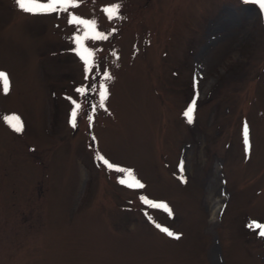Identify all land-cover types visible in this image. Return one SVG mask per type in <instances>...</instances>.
<instances>
[{
    "label": "rangeland",
    "instance_id": "374dc122",
    "mask_svg": "<svg viewBox=\"0 0 264 264\" xmlns=\"http://www.w3.org/2000/svg\"><path fill=\"white\" fill-rule=\"evenodd\" d=\"M116 3L122 18L110 19ZM73 15L107 38L92 39ZM0 71L9 78L7 91L0 84V264H264V237L249 227L264 225L256 4L79 0L31 14L0 0ZM135 180L144 187L127 186Z\"/></svg>",
    "mask_w": 264,
    "mask_h": 264
},
{
    "label": "snow or ice",
    "instance_id": "6c2138e0",
    "mask_svg": "<svg viewBox=\"0 0 264 264\" xmlns=\"http://www.w3.org/2000/svg\"><path fill=\"white\" fill-rule=\"evenodd\" d=\"M250 2L256 4L260 8V10L262 12H264V0H250ZM17 4H18L20 9H22L28 13H31V14H50L53 12L59 13L60 11H67L70 7H78L79 0H47L46 3L38 2V0H17ZM120 8H121V4L116 3V4H113L112 6H110L109 8H106L105 11L108 13L110 19L122 18V17H120ZM69 22L75 23L77 25H83L86 29H90L92 32V36H91L92 39H106L107 38V36L103 32H100L97 30V24L95 21L84 20L82 18H79V17L73 15L70 17ZM87 38H89V36H88V33L86 32L85 36L83 38H81L79 36L76 37V43L78 45H80L81 47H83L82 39H87ZM84 51L87 53V55L86 56L82 55V59H84V61H85V64L87 66V71L91 72L92 71V62H90V60L88 58L93 57L94 53L90 49H84ZM106 79H111V77L106 75ZM0 84L3 85L5 91L8 90V85H9L8 74L3 72V71H0ZM90 90L91 89H89L87 87H81V88L77 89V91L79 93L85 94V95ZM197 95H198V93H197ZM100 97H101V106H103V101L107 98V88L106 87L104 88V91H102L100 93ZM73 103H74L75 109H76L72 113L73 126H75V117L77 115V110H79L81 108V105L75 101H73ZM195 107H196L195 101H193L192 105L189 106V108L184 113V115L186 116V118L188 119L189 122H192V120L194 118ZM89 119L91 120V117H89ZM13 121H15V122L13 123ZM9 123L11 124V126L13 128H15V130H17V131L21 130L22 123H21L19 117L10 118ZM243 138H244L245 150L247 153H250L251 148H252V144L250 141L249 126L246 122L243 126ZM98 159L109 170H115L118 172H124V173L130 174V170L120 168V167L110 163L102 155L98 156ZM180 170L183 171V161L180 164ZM119 182L121 184L126 183L125 179H120ZM127 186H129V187L135 186L138 188L144 187V185L139 180H135L134 184L130 183ZM141 199L145 204L149 205L150 207L163 208V209L171 212V209H169L168 205L165 203L154 202V201L148 200L146 197H142ZM157 227H160V226L157 225ZM249 227H254V228L260 229V231L258 232V235L261 237H264V225L253 222V224H250ZM161 230L163 232H165L170 237H174L176 239L180 238L179 234L173 233V232L169 231L167 228H161Z\"/></svg>",
    "mask_w": 264,
    "mask_h": 264
}]
</instances>
